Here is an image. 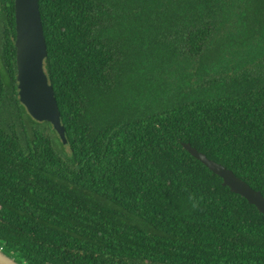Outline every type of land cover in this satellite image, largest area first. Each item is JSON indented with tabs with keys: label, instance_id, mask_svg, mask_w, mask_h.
Segmentation results:
<instances>
[{
	"label": "trees",
	"instance_id": "trees-1",
	"mask_svg": "<svg viewBox=\"0 0 264 264\" xmlns=\"http://www.w3.org/2000/svg\"><path fill=\"white\" fill-rule=\"evenodd\" d=\"M37 1L66 143L18 101L13 0H0L1 251L264 264V215L182 147L264 196V0Z\"/></svg>",
	"mask_w": 264,
	"mask_h": 264
},
{
	"label": "water",
	"instance_id": "water-1",
	"mask_svg": "<svg viewBox=\"0 0 264 264\" xmlns=\"http://www.w3.org/2000/svg\"><path fill=\"white\" fill-rule=\"evenodd\" d=\"M15 81L19 103L36 122H47L63 144L66 143L60 114L43 70L46 45L37 0H13ZM183 149L221 179V185L233 194L242 197L249 205L264 215V196L253 190L244 181L221 164L208 159L188 143ZM0 264H19L0 249Z\"/></svg>",
	"mask_w": 264,
	"mask_h": 264
},
{
	"label": "rangeland",
	"instance_id": "rangeland-1",
	"mask_svg": "<svg viewBox=\"0 0 264 264\" xmlns=\"http://www.w3.org/2000/svg\"><path fill=\"white\" fill-rule=\"evenodd\" d=\"M2 23H4V22H2V20H1V18H0V52L2 51V49H3V42H4V35H3V32H2V29H3V26H2ZM2 65V63H1V58H0V66ZM162 74H163V72H162ZM151 81H153V82H151V88L153 89V88H156L157 86H158V83H156V82H159L158 81V79H151ZM8 93L10 94V98H9V101L10 102H12L13 103V105H12V103H10V105H12V106H14V103H15V101H14V99H13V91H11L10 89H8ZM154 93H156V92H154ZM124 96H128V95H124ZM10 110H13V108L11 107L10 108ZM13 120V119H12ZM9 122H11V120L9 121ZM15 122L18 124L19 123V121L17 120V119H15ZM45 128H44V132L46 133V134H50V130H49V128H47V126H44ZM29 130V128H27V131Z\"/></svg>",
	"mask_w": 264,
	"mask_h": 264
}]
</instances>
